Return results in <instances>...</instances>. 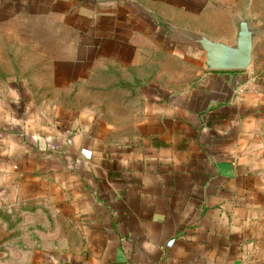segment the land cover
Masks as SVG:
<instances>
[{
    "label": "crops",
    "instance_id": "obj_1",
    "mask_svg": "<svg viewBox=\"0 0 264 264\" xmlns=\"http://www.w3.org/2000/svg\"><path fill=\"white\" fill-rule=\"evenodd\" d=\"M245 1L0 0L7 67H19L0 103V195L48 199L79 242L45 264H264V34L243 70L206 69L174 38H233ZM248 1L264 25V0ZM29 65L77 97L107 67L161 68L147 105L131 107L132 137L118 138L85 109L36 106Z\"/></svg>",
    "mask_w": 264,
    "mask_h": 264
},
{
    "label": "rangeland",
    "instance_id": "obj_2",
    "mask_svg": "<svg viewBox=\"0 0 264 264\" xmlns=\"http://www.w3.org/2000/svg\"><path fill=\"white\" fill-rule=\"evenodd\" d=\"M160 62H169L172 70L178 69L174 59L158 58ZM40 61V60H39ZM44 60L41 62L43 63ZM161 65L140 67H107L93 75L92 88L85 97H77L78 89L74 85L59 89V82L52 80L48 65L28 66V73L38 72V81L28 82L29 89L38 96L33 97L34 104L41 110L58 108L62 105L85 109L87 121L97 133L124 138L132 137V114L135 101L144 108L147 96L152 91L148 77L157 73ZM19 67H7V34H0V103L7 102V69L15 71ZM139 76L136 83L130 77ZM19 85V83H11ZM63 84V83H61ZM162 87L169 83H159ZM174 85V84H172ZM170 85V86H172ZM139 91V98L133 97L132 91ZM158 88V87H157ZM61 93L66 96H56ZM108 124V128L105 125ZM5 144L0 141V160L5 159ZM0 164L2 162L0 161ZM4 173L0 169V176ZM0 264H45L51 257L49 251L67 253L75 246L77 234L67 220L56 214L50 201L43 197H26L13 200L0 195Z\"/></svg>",
    "mask_w": 264,
    "mask_h": 264
},
{
    "label": "water",
    "instance_id": "obj_3",
    "mask_svg": "<svg viewBox=\"0 0 264 264\" xmlns=\"http://www.w3.org/2000/svg\"><path fill=\"white\" fill-rule=\"evenodd\" d=\"M235 36L230 39L211 37L189 29H176L175 39L186 45V52L201 59L209 70H243L254 62V49L264 34V25L255 24L250 2L245 1L234 19Z\"/></svg>",
    "mask_w": 264,
    "mask_h": 264
},
{
    "label": "built area",
    "instance_id": "obj_4",
    "mask_svg": "<svg viewBox=\"0 0 264 264\" xmlns=\"http://www.w3.org/2000/svg\"><path fill=\"white\" fill-rule=\"evenodd\" d=\"M208 264H216V263H208Z\"/></svg>",
    "mask_w": 264,
    "mask_h": 264
}]
</instances>
